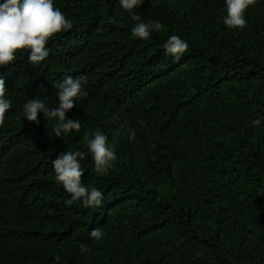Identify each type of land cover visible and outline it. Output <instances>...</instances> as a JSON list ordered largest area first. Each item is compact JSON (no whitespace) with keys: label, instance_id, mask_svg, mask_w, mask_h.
Here are the masks:
<instances>
[{"label":"trees","instance_id":"1","mask_svg":"<svg viewBox=\"0 0 264 264\" xmlns=\"http://www.w3.org/2000/svg\"><path fill=\"white\" fill-rule=\"evenodd\" d=\"M53 3L72 28L48 41L49 56L32 65L25 50L0 67L12 102L0 126V264H264V0L243 29L223 23L226 0H146L134 13L163 25L146 40L118 0ZM171 35L188 44L179 59L166 54ZM69 75L87 77V95L66 116L80 130L58 138L57 119L30 123L23 106H57L54 85ZM96 131L117 157L106 174L86 147ZM66 151L85 153L82 184L103 193L99 207L55 181Z\"/></svg>","mask_w":264,"mask_h":264},{"label":"clouds","instance_id":"2","mask_svg":"<svg viewBox=\"0 0 264 264\" xmlns=\"http://www.w3.org/2000/svg\"><path fill=\"white\" fill-rule=\"evenodd\" d=\"M120 6L127 11L131 19L136 21L132 28V35L142 40L149 38L151 31H160L163 25L160 22L145 23L134 9L141 7L146 0H118ZM154 4L155 0H147ZM256 0H226L227 14L223 20L229 29H243L247 20L245 13L254 5ZM115 22L114 18L113 21ZM72 28V21L54 6L53 0H3L0 3V67H7L16 60L18 52L27 51L28 60L32 65L44 61L50 54L48 41L56 34ZM167 55L179 59L187 50L188 44L177 35H171L164 45ZM87 82L86 76H65L54 87L58 105L49 107L43 99H31L23 106V117L30 123L39 125L38 114L43 113L44 119H57L53 128L55 137L62 133L79 131V119H67V113L76 106L80 96H86L83 85ZM8 88L5 80L0 76V126L3 125L6 113L11 108V100L6 97ZM261 123L254 121V126ZM130 140L135 139V130L129 135ZM86 147L91 154L95 170L107 173L116 160V154L108 146L107 137L96 131L92 138H86ZM85 159L81 151H66L58 155L53 161L54 179L70 194L71 201L83 200L85 207H99L103 201V193L95 187L86 188L82 184L84 172L80 161ZM102 229L94 228L90 237L99 240L103 237ZM88 249L81 245V252Z\"/></svg>","mask_w":264,"mask_h":264}]
</instances>
